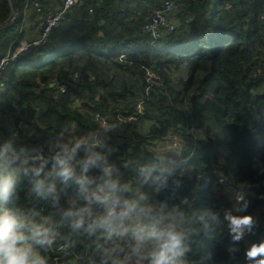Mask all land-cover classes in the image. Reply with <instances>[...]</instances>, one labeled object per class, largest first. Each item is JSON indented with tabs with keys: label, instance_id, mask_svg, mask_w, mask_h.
<instances>
[{
	"label": "trees",
	"instance_id": "trees-1",
	"mask_svg": "<svg viewBox=\"0 0 264 264\" xmlns=\"http://www.w3.org/2000/svg\"><path fill=\"white\" fill-rule=\"evenodd\" d=\"M16 1L18 19L0 30V59L12 44L41 32L45 14L30 11L25 19L24 3ZM165 1L84 0L72 7L44 43L2 72L0 135L17 130L23 141L43 145L69 121L84 131L99 115L116 124L111 159L124 165L123 179L135 187L136 166L160 159L159 141L196 129L202 139L182 151L181 191L197 207H222L215 186L227 182L243 190L255 223L236 241L213 227L195 241L194 253L210 254L205 264H225L227 257L228 264H264V173L258 171L264 168V0H176V29L153 39L143 25ZM10 13L9 0H0V23ZM27 31L37 33L26 38ZM182 68L186 76H172ZM60 85L66 92L57 93ZM19 203L29 202L22 194ZM61 205H68L65 196ZM60 233L47 250L49 264L95 258L93 238L67 225Z\"/></svg>",
	"mask_w": 264,
	"mask_h": 264
},
{
	"label": "clouds",
	"instance_id": "clouds-1",
	"mask_svg": "<svg viewBox=\"0 0 264 264\" xmlns=\"http://www.w3.org/2000/svg\"><path fill=\"white\" fill-rule=\"evenodd\" d=\"M115 127L102 120L81 131L72 120L43 145L23 141L16 131L0 135V264H49L47 250L62 225L96 241L89 264H205L210 254L194 253L202 233L222 226L236 241L252 228L255 218L242 192L234 208L195 206L181 191L183 160L139 163L136 186L129 184L124 165L111 159ZM22 194L27 206L19 203Z\"/></svg>",
	"mask_w": 264,
	"mask_h": 264
},
{
	"label": "built area",
	"instance_id": "built-area-1",
	"mask_svg": "<svg viewBox=\"0 0 264 264\" xmlns=\"http://www.w3.org/2000/svg\"><path fill=\"white\" fill-rule=\"evenodd\" d=\"M24 3L25 19L30 11L35 12L37 15H44V20L41 23V32L36 34L31 42L22 40L18 44H12L5 57L0 59V76L7 67L11 60H16L18 55L27 51L32 45L44 43L54 26H56L67 12L77 4L82 3L84 0H61L60 5L51 12L48 10L42 0H22ZM176 7V0H166L162 7L156 8L153 13L148 17L143 25V31L151 36L153 39H159L165 34H170L176 29V20L174 19V9ZM34 25V23L32 24ZM59 89L65 92L63 86H58ZM264 91V85L261 88ZM96 120H104L99 115ZM99 122V121H98ZM16 132H18L16 130Z\"/></svg>",
	"mask_w": 264,
	"mask_h": 264
},
{
	"label": "rangeland",
	"instance_id": "rangeland-1",
	"mask_svg": "<svg viewBox=\"0 0 264 264\" xmlns=\"http://www.w3.org/2000/svg\"><path fill=\"white\" fill-rule=\"evenodd\" d=\"M42 1H45V0H42ZM60 2L61 0H46L45 5L49 11L53 12L59 6ZM35 33H37V31H33V32L27 31L26 38H30ZM172 76L173 77L186 76V69L182 68L177 71H172ZM63 88L66 92V87L63 86ZM58 93L61 94L64 92H62L59 89ZM80 105L81 104L79 102L76 103V105L73 104V106H75L76 108H79ZM96 121L100 122L101 120H96ZM149 124H150L149 122L145 121L142 125V129L143 130L147 129L149 127ZM200 139H202V136L200 135L198 130L183 129L181 132L176 133V134H171L167 138L159 141L156 146V150L157 152L160 151L159 153L160 159L166 160L168 158H172V159L185 161V159L182 156V151L186 148V146L189 143H192V144L198 143V140ZM185 163H184V166H185ZM184 166H181L180 169H177V174L179 176H182L186 172ZM224 172H227V169L225 168L224 165H222V167L220 168V173L224 175ZM225 177L226 175H224L222 179H226ZM226 183L227 182H225V184L220 187L215 186V191L217 192V198L223 201L224 205H222V207H233L234 208L236 207V197L241 192H243V190L235 191V189L232 186L227 185Z\"/></svg>",
	"mask_w": 264,
	"mask_h": 264
},
{
	"label": "water",
	"instance_id": "water-1",
	"mask_svg": "<svg viewBox=\"0 0 264 264\" xmlns=\"http://www.w3.org/2000/svg\"><path fill=\"white\" fill-rule=\"evenodd\" d=\"M9 3H10V7H11V13L6 20H4L0 23V30L5 28V27L10 26L13 23H15V21L19 17L18 2L16 0H9Z\"/></svg>",
	"mask_w": 264,
	"mask_h": 264
},
{
	"label": "snow or ice",
	"instance_id": "snow-or-ice-1",
	"mask_svg": "<svg viewBox=\"0 0 264 264\" xmlns=\"http://www.w3.org/2000/svg\"><path fill=\"white\" fill-rule=\"evenodd\" d=\"M245 219H247V218H245Z\"/></svg>",
	"mask_w": 264,
	"mask_h": 264
}]
</instances>
